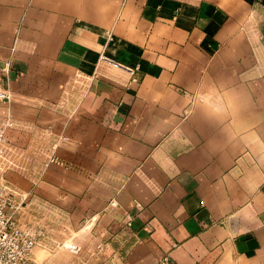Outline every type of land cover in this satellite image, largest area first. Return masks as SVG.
Listing matches in <instances>:
<instances>
[{
	"label": "crops",
	"instance_id": "crops-1",
	"mask_svg": "<svg viewBox=\"0 0 264 264\" xmlns=\"http://www.w3.org/2000/svg\"><path fill=\"white\" fill-rule=\"evenodd\" d=\"M0 88L9 184L117 264H264V0H0Z\"/></svg>",
	"mask_w": 264,
	"mask_h": 264
},
{
	"label": "rangeland",
	"instance_id": "rangeland-1",
	"mask_svg": "<svg viewBox=\"0 0 264 264\" xmlns=\"http://www.w3.org/2000/svg\"><path fill=\"white\" fill-rule=\"evenodd\" d=\"M17 216L24 228L34 229L37 244L33 259L41 264H117L114 249L96 248L89 228L60 211L51 210L43 201L27 197ZM81 244L84 245L81 247Z\"/></svg>",
	"mask_w": 264,
	"mask_h": 264
},
{
	"label": "built area",
	"instance_id": "built-area-1",
	"mask_svg": "<svg viewBox=\"0 0 264 264\" xmlns=\"http://www.w3.org/2000/svg\"><path fill=\"white\" fill-rule=\"evenodd\" d=\"M10 99L9 91L0 88V100ZM13 125L9 118L0 119V264H41L33 259L37 234L34 229L24 228L17 216L28 195L12 187L6 177L8 171L20 167L19 152L6 136V130ZM56 146L57 142L52 145V149ZM56 159L54 154H50L45 164ZM110 203L114 207H119L115 200H111Z\"/></svg>",
	"mask_w": 264,
	"mask_h": 264
}]
</instances>
